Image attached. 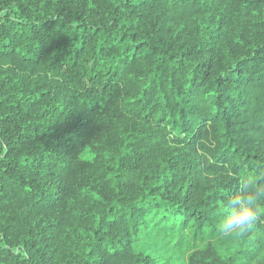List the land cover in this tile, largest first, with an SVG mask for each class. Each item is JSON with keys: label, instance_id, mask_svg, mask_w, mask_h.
I'll return each mask as SVG.
<instances>
[{"label": "trees", "instance_id": "16d2710c", "mask_svg": "<svg viewBox=\"0 0 264 264\" xmlns=\"http://www.w3.org/2000/svg\"><path fill=\"white\" fill-rule=\"evenodd\" d=\"M264 0H0V264H264Z\"/></svg>", "mask_w": 264, "mask_h": 264}, {"label": "clouds", "instance_id": "9594fccd", "mask_svg": "<svg viewBox=\"0 0 264 264\" xmlns=\"http://www.w3.org/2000/svg\"><path fill=\"white\" fill-rule=\"evenodd\" d=\"M264 214V189L251 176L239 178V190L221 206L217 233L223 238L240 235L253 229Z\"/></svg>", "mask_w": 264, "mask_h": 264}, {"label": "rangeland", "instance_id": "374dc122", "mask_svg": "<svg viewBox=\"0 0 264 264\" xmlns=\"http://www.w3.org/2000/svg\"><path fill=\"white\" fill-rule=\"evenodd\" d=\"M140 244L141 248L157 256L161 264H181L186 260V253L168 244L161 236L146 235Z\"/></svg>", "mask_w": 264, "mask_h": 264}]
</instances>
